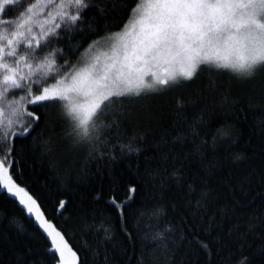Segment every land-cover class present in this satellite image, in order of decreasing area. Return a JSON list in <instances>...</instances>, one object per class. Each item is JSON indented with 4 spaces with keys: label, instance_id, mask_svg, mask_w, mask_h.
<instances>
[{
    "label": "snow or ice",
    "instance_id": "snow-or-ice-1",
    "mask_svg": "<svg viewBox=\"0 0 264 264\" xmlns=\"http://www.w3.org/2000/svg\"><path fill=\"white\" fill-rule=\"evenodd\" d=\"M93 11L103 17L123 16L115 25L97 24L88 15ZM205 72L226 73L242 85L259 82L264 88V0H0V193L18 202L48 242L46 249L25 243L24 251H17L21 243L0 233V264H42L40 257L48 254L55 264H89L87 252L95 259L100 248L114 240L111 226L101 223L91 226L103 236L96 247L74 249L39 198L23 185L26 160L18 143L31 140L61 182L85 170L75 158L79 150L87 151L91 159L109 161L117 159V151L140 154L145 150L143 136L120 140L124 125L151 119L147 108L134 111L136 106L193 84ZM223 101L221 112L201 110L192 116L189 108L195 110L196 102L186 104L178 98L176 125L181 130L171 145L167 135L157 145L165 167L150 173L149 180L160 184V203L141 217L156 226L150 225L151 231L145 233L143 239L150 243H142L136 264H188L181 249L193 243L211 258V244L205 242L215 223L208 214L210 190L197 192L194 181L185 184L183 165L195 163L215 174L220 164L209 153L238 139L230 117L238 111L239 101L228 96ZM255 104L249 98V107ZM260 106L264 107V96ZM260 125L264 131V120ZM65 151L69 159L55 158ZM232 159L248 157L233 153ZM250 178L251 174L244 179ZM173 186L186 188L189 198L183 208L164 202ZM140 190L139 183H130L121 194L114 185L108 202L123 218L127 202ZM100 198L98 194L96 199ZM69 204L57 195L54 208L62 217ZM169 209L182 213L179 224L168 220ZM10 223L18 234L25 231L15 218ZM122 231L132 236L126 226ZM258 250L264 252V245ZM104 259L113 264L106 255ZM238 264L253 261L242 256Z\"/></svg>",
    "mask_w": 264,
    "mask_h": 264
},
{
    "label": "trees",
    "instance_id": "trees-1",
    "mask_svg": "<svg viewBox=\"0 0 264 264\" xmlns=\"http://www.w3.org/2000/svg\"><path fill=\"white\" fill-rule=\"evenodd\" d=\"M88 15L95 17V23L108 25L117 24L123 16L110 14L103 17L95 11ZM76 40H79V36H76ZM224 96L239 101L238 111L230 117L236 126L238 139L231 146L209 153L210 158L217 159L220 164L215 174H208L195 163L186 162L183 165L187 173L185 184L194 181L197 192L200 188L210 190L212 202L208 214L215 217V223L205 242L211 244L213 254L209 259L204 250L194 243L186 244L181 252L187 253L184 259L188 264H238L242 256H247L253 264H264V252L258 250L264 245V183L261 182V173L264 171V131L260 125V121L264 120V107L260 106L264 88L259 82L242 85L230 79L226 73L216 75L214 72H205L193 84H186L182 89L137 105L134 111L147 108L152 113L151 119L124 125L120 140L126 142L134 135L143 136L142 147L145 150L140 154L128 155H121L117 151L115 161L91 159L87 151L79 150L75 158L85 166V170L75 172L71 180L64 182L58 179L59 173L50 169L47 158H41L32 141L23 140L17 144L26 160L21 178L23 185L39 198L47 216L65 232L74 249L81 250L85 244L96 247L103 240L102 234L91 226L101 223L111 226L114 240L107 242L106 248L101 247L95 259L92 252H87L89 264H105V255L113 264H136L142 243H150V240L143 239L145 233L151 231L150 225L156 226L154 221L141 217L143 212L160 203V184L149 180L150 173L156 169L163 172L165 167L159 161L162 149L157 145L165 135L171 145L172 138L181 130L176 125L178 98L183 97L186 104L195 101L196 108H189V115L198 116L201 110L206 114L223 111ZM249 98L256 101L252 107H249ZM57 134L62 136L63 130L58 128ZM112 143L115 144L116 140ZM233 153L244 154L248 159L234 162ZM54 155L61 162L70 158L66 151ZM153 159L156 162H150ZM171 171L172 167L169 166L168 172ZM249 174L251 178L246 181L244 178ZM130 183H139L141 190L127 202L124 217L121 218L117 208L108 202L109 194L114 185H119L122 194L124 186ZM185 192L186 188L177 189L173 186L166 191L164 202L173 201L183 208L189 198ZM98 194L100 199H96ZM57 195L70 201L62 217L54 208ZM181 215V212L169 209L167 218L172 224H179ZM13 218L23 225V233L18 234L16 225L10 223ZM190 223V220H185V224ZM125 226L132 233L131 237L122 231ZM0 233H7L11 240L21 243L17 251H24L22 246L25 243L34 249L48 247L42 231L21 211L14 198L4 193H0ZM40 259L42 264H55L51 254Z\"/></svg>",
    "mask_w": 264,
    "mask_h": 264
}]
</instances>
